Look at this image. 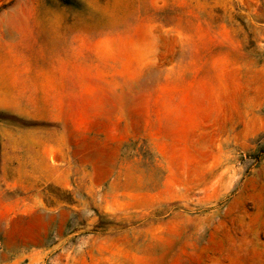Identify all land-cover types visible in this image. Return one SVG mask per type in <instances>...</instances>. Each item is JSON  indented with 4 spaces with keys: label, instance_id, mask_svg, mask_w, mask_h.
<instances>
[{
    "label": "rangeland",
    "instance_id": "rangeland-1",
    "mask_svg": "<svg viewBox=\"0 0 264 264\" xmlns=\"http://www.w3.org/2000/svg\"><path fill=\"white\" fill-rule=\"evenodd\" d=\"M7 16L56 31L90 99L79 115L73 82L57 121L0 112V264H264V0Z\"/></svg>",
    "mask_w": 264,
    "mask_h": 264
},
{
    "label": "crops",
    "instance_id": "crops-1",
    "mask_svg": "<svg viewBox=\"0 0 264 264\" xmlns=\"http://www.w3.org/2000/svg\"><path fill=\"white\" fill-rule=\"evenodd\" d=\"M28 28L32 29H26L23 35V31L13 30L10 17L0 19V112L57 121L61 113V86L74 82L76 91L64 96L77 103L79 115H85L90 94L84 81L82 84L75 75L61 73L58 33L41 31L36 36L37 27Z\"/></svg>",
    "mask_w": 264,
    "mask_h": 264
}]
</instances>
